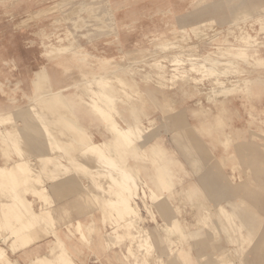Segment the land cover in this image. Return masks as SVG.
Wrapping results in <instances>:
<instances>
[{
	"label": "rangeland",
	"instance_id": "374dc122",
	"mask_svg": "<svg viewBox=\"0 0 264 264\" xmlns=\"http://www.w3.org/2000/svg\"><path fill=\"white\" fill-rule=\"evenodd\" d=\"M263 24L264 0H0V166L26 161L48 189L42 160L61 156L69 168L61 177L76 189L80 206L72 208L60 192L47 203L67 261L264 264ZM187 60L202 66L190 70ZM57 91L100 106L114 101L107 102L105 117L136 125L141 139L126 148L88 107L74 111L51 99ZM163 102L175 110L158 111ZM60 113L84 131L59 125ZM16 131L24 133L11 146L3 137ZM90 137L136 171L140 191L153 193L151 201L135 200L139 215L122 211L120 217L117 207L104 208L122 190L133 194L119 172L105 166L99 145L86 151L72 144ZM54 145L71 162L51 152ZM16 171L17 181L0 177V217H8L0 222V247L9 257L0 264H29L53 245L44 223L34 225L13 197L25 182ZM33 184L26 182L28 190ZM28 194L39 211L44 205ZM9 233L37 240L11 254Z\"/></svg>",
	"mask_w": 264,
	"mask_h": 264
},
{
	"label": "bare ground",
	"instance_id": "6f19581e",
	"mask_svg": "<svg viewBox=\"0 0 264 264\" xmlns=\"http://www.w3.org/2000/svg\"><path fill=\"white\" fill-rule=\"evenodd\" d=\"M264 25V24H263ZM246 33V32H245ZM244 36H245V38L244 39H249V35H247L246 36V34H244ZM247 37V38H246ZM207 40V39H206ZM247 41V40H246ZM198 42V41H197ZM244 42V41H243ZM242 44V43H241ZM246 44V43H245ZM248 45H250V44H248ZM246 47V46H245ZM228 49H230V48H228ZM234 49H236V48H234ZM240 49V48H239ZM226 50V49H225ZM240 50H242V49H240ZM247 51V50H246ZM235 53V52H234ZM237 53V52H236ZM76 54V53H75ZM228 54V53H227ZM238 54V53H237ZM237 54H236V56L235 57H238L237 56ZM224 55H225V53H224ZM232 55H235V54H232ZM240 55V54H239ZM242 55V54H241ZM244 55V54H243ZM242 55V56H243ZM255 55V54H254ZM241 56V57H242ZM245 56V55H244ZM78 57V56H77ZM80 57V56H79ZM194 57V56H193ZM246 57V56H245ZM225 58V57H224ZM229 58H231L230 56H229ZM252 58V57H251ZM76 59V58H75ZM82 60H84L83 58H81ZM81 59H79V60H81ZM204 59V58H203ZM202 59V60H203ZM208 59V58H207ZM233 59V58H232ZM236 59V58H235ZM244 59V58H243ZM74 60V59H73ZM77 60V59H76ZM224 60V59H223ZM222 60V61H223ZM226 60V59H225ZM229 61V60H228ZM77 62H78V60H77ZM155 62V61H154ZM187 62L189 63V67H190V70H194L195 68H196V66H202V64L201 65H199V64H197V63H195V62H193L192 60H187ZM213 62H215V60L214 61H212V62H209V63H213ZM234 62H235V60H234ZM256 62V61H255ZM262 62V61H261ZM181 63H183V61H180V60H176L175 61V63H174V65H179V64H181ZM208 63V62H207ZM218 64H221V63H218ZM218 64L217 63H215V65H216V67L218 66ZM233 64V63H232ZM238 64V63H237ZM188 65V64H187ZM209 65V64H208ZM214 65V64H213ZM212 65V66H213ZM214 65V66H215ZM235 65H236V63H235ZM211 66V64L209 65V67ZM220 67L222 66V64L221 65H219ZM218 66V67H219ZM230 66H231V64H230ZM208 67V68H209ZM214 68L216 71H217V68ZM232 68V67H231ZM230 68V69H231ZM207 69V68H206ZM210 71L212 70V69H209ZM226 71V70H225ZM202 72V71H201ZM203 72H204V70H203ZM203 72H202V74H203ZM228 72V71H227ZM227 72H226V74H227ZM231 72V71H230ZM234 72V71H233ZM232 72V73H233ZM198 73H200V72H198ZM205 73V72H204ZM210 73H212V72H210ZM218 73V72H217ZM220 73V72H219ZM242 73H243V71H242ZM196 74V73H195ZM209 74V73H208ZM213 74V73H212ZM212 74H210V75H212ZM230 74V73H229ZM235 74V73H234ZM82 75L84 76V77H86L88 74H86V73H82ZM213 75H215V74H213ZM212 75V76H213ZM220 75V74H219ZM218 75V76H219ZM222 75V74H221ZM220 75V76H221ZM172 76V75H171ZM41 77V76H40ZM208 77V76H207ZM211 77V76H210ZM225 77H226V75H225ZM118 78V77H117ZM116 78V79H117ZM204 78V77H203ZM119 79V78H118ZM109 81V80H108ZM216 81V80H215ZM221 81V80H220ZM117 82H119V81H117ZM237 82V81H236ZM235 82V83H236ZM245 83V82H244ZM107 84H110V83H107ZM106 84V85H107ZM123 88L122 89H125L124 88V86L122 85V82H121V80H120V83H119ZM219 84V83H218ZM99 86V85H98ZM102 86V85H101ZM104 87H105V85H104ZM130 88V87H129ZM128 90H130V89H128ZM104 91H105V89H104ZM99 92H101V91H99ZM136 92V91H135ZM105 93V92H104ZM103 93V94H104ZM50 94H52L51 92H50ZM102 94V93H101ZM106 94V93H105ZM104 94V95H105ZM133 94V93H132ZM108 95V94H107ZM131 95V94H130ZM75 96L79 99V101L81 102V103H83V104H85L86 106H89V108H90V110L91 111H93V112H95L96 114H99L102 118H104V119H106V117H105V115H107L106 113H105V111H104V109H106L107 111H108V109H110V107L109 106H107L108 104H107V102H109V101H107L105 104H102L101 106L100 105H98V103H97V101L96 100H94V99H90L89 101L88 100H86V99H84L83 97L81 98V97H79L78 95H76L75 94ZM130 97V96H129ZM51 99H55L56 101H60V99H59V97H58V95H57V93L56 94H54L53 95V97L51 98ZM98 99V98H97ZM113 100H115L116 101V98H114ZM112 100H110V102H111ZM52 102H54V101H52ZM61 102V101H60ZM98 102H100V101H98ZM102 102V101H101ZM109 102V103H110ZM112 102H114V101H112ZM103 103V102H102ZM60 105L61 106H63L64 108H66V109H68L67 108V106H65L62 102L60 103ZM51 106H52V104H51ZM106 106V107H105ZM111 106H113V105H111ZM113 108H114V106H113ZM112 108V109H113ZM106 111V112H107ZM111 111V113H112V110H110ZM113 112H115L114 110H113ZM70 114H71V112H69ZM108 113V112H107ZM116 113V112H115ZM61 114V113H60ZM21 115V114H20ZM62 116V119H61V121L63 120V121H65L66 122V124L68 125V128H70V126L71 127H73V128H75L77 131H79V132H83V130H81V129H79L78 128V126L75 124L76 123V121H75V123H74V120L73 121H70L69 119H70V116L67 118V117H64L63 115H61ZM113 116V115H112ZM116 116V115H115ZM118 117V116H117ZM73 119V118H72ZM71 119V120H72ZM3 120V119H2ZM107 120V119H106ZM5 121V120H4ZM58 121H60V120H58ZM57 121V122H58ZM111 122H112V124H113V126H114V130L116 131V129L118 130V132L120 133V137L122 138V136L123 137H125V139L124 138H122V140L126 143V144H130V143H134V139H133V137L131 136V134L125 129V130H123V127H124V125H120L116 120H111ZM114 122V123H113ZM55 123H56V121H55ZM43 125V124H42ZM40 126V125H39ZM41 127H43V126H40V128ZM43 129H44V127H43ZM41 130H42V128H41ZM23 133H24V131L23 132H21V131H16L13 135H6V137L8 136L10 139L8 140L6 137H3V140L5 141V142H7L8 143V141H9V143H11V144H16L17 142H18V140H21L22 139V135H23ZM32 133V132H31ZM75 133V132H74ZM73 133V134H74ZM80 133V138H83L84 137V134L82 135ZM26 134V133H25ZM15 135V136H14ZM26 137V136H25ZM39 137V136H38ZM63 137V136H62ZM1 138H2V136H1ZM27 139V138H26ZM29 139V138H28ZM51 138L49 137V134H47V139H46V141L45 142H48L49 140H50ZM80 141L79 142H81V143H84V150H92L95 146H93V145H99L100 147H102V144L104 143H101V141L100 142H94L93 141V139H92V137H90V140L88 139L87 141H86V139H83V140H81V139H79ZM4 141H2L3 143H4ZM83 141V142H82ZM1 142V141H0ZM21 142V141H20ZM24 143V142H23ZM88 145V146H87ZM55 146V145H54ZM41 147V146H40ZM96 148V147H95ZM103 149V148H102ZM42 151V150H41ZM45 151V150H44ZM50 151L51 152H63L64 153V150H62L61 148L59 149L57 146H55L54 148H50ZM91 152V151H90ZM94 153V152H93ZM100 153H102V151L100 152ZM18 155V157H19V153L17 154ZM52 155V154H51ZM95 156H96V154H94ZM104 158H106L107 157V154L105 155V156H103ZM102 157V158H103ZM22 158V157H21ZM59 159V158H61V156H59V155H57V156H44V159H47V160H51V159ZM111 159H112V164L113 165H115V167L116 168H119L120 169V171L123 173V171H122V169H123V167L120 165L119 166V164H121V162L117 159V158H115V156H114V158L113 157H111ZM23 163V164H22ZM17 169V171L18 172H20L19 174H24V175H26L28 172H26L27 171V165H25V162H20V164H19V166L16 168V167H10V166H7V167H1L0 168V177L3 179V178H6V177H8L9 179H10V181H11V178L10 177H12L13 178V180L14 181H17L18 180V177L16 176L18 173H15V170ZM16 171V172H17ZM127 171L130 173V181L140 190V188H139V186H138V183L140 182V177L137 175V173H136V171L135 170H133V169H127ZM51 179H53V178H51ZM50 179V180H51ZM1 180V179H0ZM24 181H25V179H23ZM23 181V182H24ZM32 181L34 182V184H36V185H32L31 186V191L32 190H35V189H38V187H37V184L40 186V183L42 182H40V181H38V180H35V178L34 179H32ZM37 182V183H36ZM18 184V183H17ZM23 185V184H22ZM21 185V186H22ZM57 185V184H56ZM143 185H145L144 183H143ZM18 186H19V184H18ZM18 187V188H23V189H18V191H14V192H17V193H14L15 194V196L13 195V197H15V198H17L16 200H22L21 202H22V204H23V206H26V208H27V210H24L27 214H30V219H31V222L33 221V224L34 225H38V223H44V216H43V212H42V210H46L47 208H49L51 205H52V203L50 202L49 204L47 203L48 202V200H50V197L52 196V194L54 193H56V191H54V189H53V187H49V189L51 190L50 191V193H49V195H48V189L47 188H45V187H42V189H43V191L44 190H46V191H42V194H38L39 196H36V195H34L35 197H37L38 198V200H40V202L45 206H43V207H41L40 209H39V211L37 212V211H33V209H32V207H31V203L30 202H28L27 200H26V198H24V196H25V193H29L30 191H27V186H26V181L24 182V186H22V187ZM55 186V185H54ZM14 187V186H13ZM63 187H64V184H63ZM12 189V188H11ZM14 189V188H13ZM146 190H148L149 191V194H147L146 192H144L143 190H141V194L139 193V191L137 190L136 191V195H137V199L140 201V200H144V199H146L147 200V197H149L150 198V201H151V199H152V197L154 196L153 195V193L151 192V190L150 189H148L147 187H146ZM19 191H21L20 193H19ZM7 192V191H6ZM12 193V194H13ZM17 194V195H16ZM33 195V194H32ZM141 195V196H140ZM153 200V199H152ZM115 202L116 203H118V206H117V204H115L114 206H113V208L115 209V207H117V209L116 210H120V208H122L120 211L122 212V211H127V210H136L137 209V204H136V202H135V200L133 199V198H130V197H125V196H121V197H119L117 200H115ZM49 205V207H48V205ZM142 204V203H141ZM143 206V205H142ZM3 207H5L4 205H3ZM144 207V206H143ZM145 207H146V210H149L150 208L147 206V205H145ZM104 208H106V206L104 207ZM147 208H149V209H147ZM144 209V208H143ZM5 210V209H4ZM4 210H0V213H4ZM145 210V209H144ZM152 212V211H151ZM15 214V213H14ZM19 214V213H18ZM1 215H3V214H1ZM5 216V215H4ZM13 217H14V215H13ZM1 218V217H0ZM8 218V217H7ZM7 218L6 217H2L1 219H2V221H0L1 223L2 222H6L7 221ZM12 218V217H11ZM25 218V217H24ZM16 219V218H15ZM27 219V218H26ZM23 220V219H22ZM27 221V220H26ZM10 222H11V219H10ZM7 223H9V222H7ZM12 223V222H11ZM14 223H16V221H14ZM17 223H19V222H17ZM29 223V222H28ZM27 223V224H28ZM10 224V223H9ZM15 226H16V224H14ZM26 225V224H25ZM10 226H11V224H10ZM18 226V225H17ZM21 226V225H20ZM18 228V227H17ZM22 228H24V227H22ZM30 228V227H29ZM12 229V228H11ZM16 229V228H15ZM18 229H20V228H18ZM18 229H17V231H18ZM25 229H26V231L28 230V227H25ZM31 229H32V227H31ZM76 229H77V231L78 230H80V225L78 224L77 225V227H76ZM5 230V229H4ZM21 230H23V229H20V234L22 233V231ZM0 231H2V230H0ZM32 231H33V229H32ZM31 231V232H32ZM44 231V230H43ZM45 231H46V233H47V236H48V234L50 235V230L48 229V228H46L45 229ZM4 232V231H3ZM28 232V231H27ZM114 232V231H113ZM26 233V232H25ZM24 233V234H25ZM43 233V232H42ZM18 234V233H17ZM26 235V234H25ZM9 236H11V238L13 239V242L10 244V249H11V254L12 253H16V252H18V251H21L23 248H25V247H27V246H29L30 244H33V243H35L36 242V240H37V238H34L33 239V241L32 242H26V241H24V240H22L23 238H24V236H22V235H19V236H16V235H14L13 233H9ZM27 236V235H26ZM46 236V235H45ZM5 239V238H4ZM6 239H8L7 237H6ZM6 239L4 240V241H6ZM26 239V238H25ZM28 239V238H27ZM32 240V239H31ZM17 241V242H16ZM28 241V240H27ZM19 242V243H18ZM51 242H52V244L54 245L55 244V241H54V239L52 238V240H51ZM4 243V242H3ZM53 245L49 248V250H48V252L50 253V255H42V256H40V257H33L34 259H35V261L37 262V263H39V264H71V262H69V261H67V257H66V253L64 252V250H61L60 249V247L58 246L57 248H55V247H53ZM9 257H8V254H7V250L5 249V248H3V247H0V262H3L4 261V263H6L5 261H7V259H8ZM8 263V262H7ZM74 264V263H73Z\"/></svg>",
	"mask_w": 264,
	"mask_h": 264
},
{
	"label": "crops",
	"instance_id": "0c3cea01",
	"mask_svg": "<svg viewBox=\"0 0 264 264\" xmlns=\"http://www.w3.org/2000/svg\"><path fill=\"white\" fill-rule=\"evenodd\" d=\"M39 78H40V76H39ZM34 79H32V81H33ZM121 82H122V85L125 87V83L121 80ZM54 94H56V93H52V94H50L51 96H50V98H52L53 97V95ZM57 95H58V97H59V99H60V101L65 105V106H67V108L69 109V105H74V111H77L76 110V106L77 105H81L82 107H80V108H84V106L88 109V110H90V108H89V106H86L85 104H83V103H81L80 101H79V99L75 96V94H73V93H71V94H69V95H62V94H60V91H57ZM73 111V112H74ZM69 112H71V111H69ZM73 112H71V113H73ZM90 112H92V113H94V115H95V117L96 118H98L99 119V117H100V119L102 120V121H104V122H107L108 124H109V127H110V130H111V133L112 134H114V135H116L117 137H119V139L121 140V142L123 143V145L126 147V148H131L134 144H135V142L137 141V140H140L141 139V130H140V128L139 127H137L136 125H134V124H130V123H128V124H124V127H123V130H127L130 134H131V136L133 137V139H134V143H128V144H126L123 140H122V138H124L125 139V137H123L122 136V138L120 137V133L118 132V130L116 129V131L114 130V126H113V124H112V122L109 120V119H107L108 117H106V121H105V119L104 118H102L99 114H96L95 112H93V111H91L90 110ZM57 118H58V120H60V121H58L57 123H59V125H61V126H63L64 127V125H66V126H68L67 124H66V122L65 121H61V119H62V116H61V114H58L57 115ZM109 121V122H108ZM114 123V122H113ZM77 125V124H76ZM78 126V128L79 129H81V130H83L84 129V126H82V125H77ZM44 129H45V126H44ZM84 131V130H83ZM48 134V133H47ZM46 134V135H47ZM49 137L51 138L48 142H50L51 140H52V136L51 135H49ZM9 140V139H8ZM7 143V142H6ZM78 144L79 143V145L84 149L85 147H84V143H80V142H76V141H73L72 142V144ZM7 144H9V145H15V144H11V143H9V141H8V143ZM48 144V143H47ZM49 145H50V143H49ZM104 144H102V146H103ZM88 146V145H87ZM59 149L61 148L62 150H64V148H62L60 145H58L57 146ZM104 147H105V145H104ZM52 148V147H51ZM101 151H102V153H101V156L103 157V156H105L106 154H107V152L104 150V148L102 149V147H101ZM62 153V155H65L66 156V158L68 159V162H71L70 160H72L71 159V157L68 155V153H66L65 151H64V153L63 152H60V154ZM111 157L112 156H110V155H108L107 154V157L106 158H104L103 157V159H104V163H105V166L106 167H108V168H110L111 170H117L118 172H119V174L122 176V178H123V180H124V182H126V183H129V188L131 189V191H132V196H133V199L134 200H137V195H136V191L138 190L139 191V193H141V191L130 181V173L127 171V169L129 170L130 168H128V167H125V164L124 163H121V164H119V166L121 165L122 167H123V169H122V171H123V173L120 171V169L119 168H116L115 167V165H113L112 164V159H111ZM22 162V161H21ZM42 163H43V168H44V173H45V175H46V178H47V180L50 182V188L51 187H53V189H54V191H56V193H59L64 187H63V184H64V186H65V184L67 183V181H66V179H64L65 177H61V176H63V175H65L66 174V172L67 171H69V168L67 167V166H65V165H63L62 163H61V158H59V159H51V160H47V159H44L43 158V160H42ZM19 164H20V162H14L12 165H10V167H18L19 166ZM23 164V163H22ZM25 165H27V171L26 172H28L26 175H24L23 174V179H25V181L26 182H28V181H30V180H32V179H34L35 178V180H38L39 181V177L37 176V175H35L34 173H33V171L31 170V168H29V165L27 164V162L25 161ZM50 165H54L53 167H50ZM2 166H0V168H1ZM17 170V169H16ZM18 175V174H17ZM16 175V176H17ZM19 176V175H18ZM51 178H53V179H51ZM51 179V180H50ZM35 182V181H34ZM37 183V182H36ZM57 184V185H56ZM55 185V186H54ZM72 185V184H71ZM39 186V185H38ZM121 189H122V187H121ZM27 191H30L29 193H31V194H28L29 196H32V197H35L34 195H36V196H39L38 194H42V191H43V189H42V187H38V189H35V190H28V188H27ZM44 191H46V190H44ZM43 191V192H44ZM47 192V191H46ZM122 193H120V192H118L117 193V199L119 198V197H121V196H125V197H129L127 194H125L124 193V190H122L121 191ZM48 195H49V193H50V189L48 188ZM33 194V195H32ZM27 195V196H28ZM35 198H37V197H35ZM38 199V198H37ZM27 200V199H26ZM28 202H30L29 200H27ZM40 201V200H39ZM31 203V202H30ZM115 204H117V206H118V203H116L115 202V200L114 201H110V202H108V203H106V204H104L103 206L105 207L106 206V209L109 207V208H113V206L115 205ZM31 207H32V209H33V211H34V206H33V204L31 203ZM40 209V208H39ZM50 210H51V206L49 207V208H47L46 210H42V212H43V216H44V225L46 226V228H48L49 230H50V236L54 239V241H55V243L56 244H58V246L60 247V249L61 250H64V252L66 253V257H68L69 256V254L67 253V249H66V247H65V244H64V241L61 239V237L57 234V231H56V229L54 228V227H52L51 226V223L53 222V219H52V217H51V214H50ZM116 212H117V214L120 216V217H122L121 216V214L123 213V212H121L120 210H115ZM127 211H131V212H133V213H135V214H138L139 215V209L137 208L136 210H127ZM38 212V211H37ZM148 212H149V210H148ZM150 214H152L151 212H149ZM152 217H153V214H152ZM49 223H50V225H49ZM80 225V230H78L77 232H79L80 233V235L81 236H83L82 235V233H81V228H82V224L80 223V222H77V225ZM77 227V226H76ZM125 229V231L126 230H128V227H126V228H124ZM28 247V246H27ZM27 247H25V248H23L22 250H24V249H26ZM25 254H29V253H25ZM47 255H50V253L48 252L47 253ZM29 259V264H39V263H37L36 261H35V259L34 258H28Z\"/></svg>",
	"mask_w": 264,
	"mask_h": 264
},
{
	"label": "snow or ice",
	"instance_id": "6c2138e0",
	"mask_svg": "<svg viewBox=\"0 0 264 264\" xmlns=\"http://www.w3.org/2000/svg\"><path fill=\"white\" fill-rule=\"evenodd\" d=\"M157 109L158 111L163 112L165 115H168L169 112L175 110V106L168 102H163L157 106ZM59 195L62 198H68L72 208L80 206V201L77 197L76 189L71 185V183H66L64 188L60 191Z\"/></svg>",
	"mask_w": 264,
	"mask_h": 264
}]
</instances>
